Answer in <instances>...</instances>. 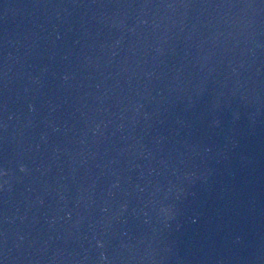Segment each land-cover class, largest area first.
Instances as JSON below:
<instances>
[{
  "label": "water",
  "instance_id": "95a60500",
  "mask_svg": "<svg viewBox=\"0 0 264 264\" xmlns=\"http://www.w3.org/2000/svg\"><path fill=\"white\" fill-rule=\"evenodd\" d=\"M0 264H264V0H0Z\"/></svg>",
  "mask_w": 264,
  "mask_h": 264
},
{
  "label": "clouds",
  "instance_id": "9594fccd",
  "mask_svg": "<svg viewBox=\"0 0 264 264\" xmlns=\"http://www.w3.org/2000/svg\"><path fill=\"white\" fill-rule=\"evenodd\" d=\"M22 171H25L26 169H21Z\"/></svg>",
  "mask_w": 264,
  "mask_h": 264
}]
</instances>
